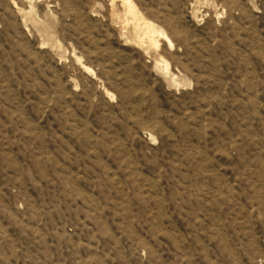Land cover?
<instances>
[{"label":"rangeland","instance_id":"rangeland-1","mask_svg":"<svg viewBox=\"0 0 264 264\" xmlns=\"http://www.w3.org/2000/svg\"><path fill=\"white\" fill-rule=\"evenodd\" d=\"M129 2L0 0V264H264V0Z\"/></svg>","mask_w":264,"mask_h":264},{"label":"bare ground","instance_id":"bare-ground-1","mask_svg":"<svg viewBox=\"0 0 264 264\" xmlns=\"http://www.w3.org/2000/svg\"><path fill=\"white\" fill-rule=\"evenodd\" d=\"M122 1H124L125 8H126L128 14H130L131 18L133 17V20L135 22L134 23V27L136 28V25L139 26L138 28L143 31V33L146 35V37L151 41V44H155V41L152 39V37H154V36L151 35L152 33H155V32H156V34H154V35H159V36L162 35L167 40L168 43L170 42L169 39L166 38L165 35L162 32L157 31L154 28V26H152L148 22H145V21L142 20V23L139 24L140 22L138 23L137 21L138 20L141 21V19H139L136 16V12H135L134 7L132 6V4L129 2V0H122ZM148 39H146V40H148Z\"/></svg>","mask_w":264,"mask_h":264}]
</instances>
